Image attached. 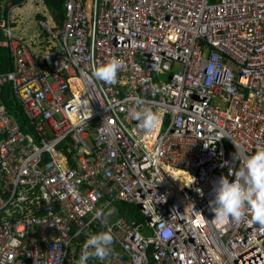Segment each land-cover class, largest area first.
Returning <instances> with one entry per match:
<instances>
[{
  "label": "built area",
  "instance_id": "built-area-1",
  "mask_svg": "<svg viewBox=\"0 0 264 264\" xmlns=\"http://www.w3.org/2000/svg\"><path fill=\"white\" fill-rule=\"evenodd\" d=\"M63 8L55 19L44 0H0L12 62L0 72V264H78L106 227L112 253L89 264H264V226L210 206L219 178L264 145V0ZM113 57L115 82L96 78ZM137 98L162 113L154 133Z\"/></svg>",
  "mask_w": 264,
  "mask_h": 264
},
{
  "label": "clouds",
  "instance_id": "clouds-1",
  "mask_svg": "<svg viewBox=\"0 0 264 264\" xmlns=\"http://www.w3.org/2000/svg\"><path fill=\"white\" fill-rule=\"evenodd\" d=\"M124 67L122 59L113 57L94 70V76L107 83L115 82L118 72ZM133 110L140 128L148 134L154 133L162 120V113L156 106H150L143 98H137ZM234 176V179H229ZM229 176H221L214 188L215 196L211 202L214 218L230 217L239 222L245 215H250L254 223L264 226V145H258L254 153L242 158L239 171ZM110 214V213H108ZM103 209L95 214L103 220ZM114 234L111 227H106L89 236L83 246L78 264H89L92 259L105 261L112 253Z\"/></svg>",
  "mask_w": 264,
  "mask_h": 264
},
{
  "label": "trees",
  "instance_id": "trees-1",
  "mask_svg": "<svg viewBox=\"0 0 264 264\" xmlns=\"http://www.w3.org/2000/svg\"><path fill=\"white\" fill-rule=\"evenodd\" d=\"M48 10L55 19H62L64 8L63 0H44ZM12 68L11 59H9L8 52L5 48L0 47V72L7 71ZM7 87H4V92H6ZM6 108L9 112H12L17 118L21 128H23L24 123L27 121L26 115L23 113L21 107L16 105L11 99H4ZM123 209L126 208V204H122Z\"/></svg>",
  "mask_w": 264,
  "mask_h": 264
},
{
  "label": "rangeland",
  "instance_id": "rangeland-1",
  "mask_svg": "<svg viewBox=\"0 0 264 264\" xmlns=\"http://www.w3.org/2000/svg\"><path fill=\"white\" fill-rule=\"evenodd\" d=\"M37 6H38V5H37ZM37 6H35L34 3H33V4H28V5H27V9H33L34 7H37ZM31 21H32V23H34V22H33V19H32ZM32 27H33V25L30 26L29 30H31ZM178 68H179V66H178L177 64H174V65H173V70H177ZM127 206H129V205H127ZM132 206H133V205H132ZM133 207H134V206H133Z\"/></svg>",
  "mask_w": 264,
  "mask_h": 264
},
{
  "label": "crops",
  "instance_id": "crops-1",
  "mask_svg": "<svg viewBox=\"0 0 264 264\" xmlns=\"http://www.w3.org/2000/svg\"><path fill=\"white\" fill-rule=\"evenodd\" d=\"M25 13H26L27 15H30V14H31V10H29V11H26V10H25Z\"/></svg>",
  "mask_w": 264,
  "mask_h": 264
}]
</instances>
